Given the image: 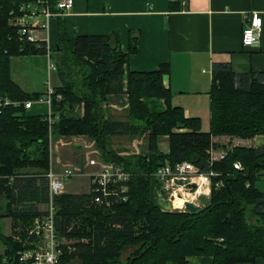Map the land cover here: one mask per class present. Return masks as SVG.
I'll return each mask as SVG.
<instances>
[{"label": "trees", "instance_id": "trees-1", "mask_svg": "<svg viewBox=\"0 0 264 264\" xmlns=\"http://www.w3.org/2000/svg\"><path fill=\"white\" fill-rule=\"evenodd\" d=\"M24 1L0 0L3 102L36 100L44 93L25 91L11 74L13 56L47 53L44 45L21 39L9 22L11 11ZM130 36L125 52L116 32L78 35L73 48L63 33V48L52 53L59 77L51 103L53 123L48 113H27L23 104L0 107V218L11 216L17 228L7 236L0 231L6 247L0 264H27L19 260L18 251L24 246L16 236L25 237L31 220L42 212L39 206L48 200L44 173L49 167L50 134H86L95 139L105 161L117 162L132 173L126 202L89 205V192L58 198L59 234L90 239L76 243L75 250L65 249L58 264H189L191 256H212L213 264L264 260V192L255 186L264 170V144L236 145L220 159L212 160L211 155L219 146L213 141L216 136L264 135V72H237L228 63H215L211 124L204 131L199 117H187L182 106L172 104L173 92L164 83L169 63L153 71L130 69L138 35L132 31ZM111 95L128 103L135 123L105 118L102 102ZM146 133L148 148L139 155L117 156L109 148L110 137ZM163 137L169 144L167 152L160 146ZM185 160L221 175L213 178L210 200L195 212L164 210L154 199L155 171L166 162ZM236 161L243 170L234 167ZM26 168L39 171L28 174ZM218 179L224 185L217 187ZM21 218L29 224L17 222ZM77 218L81 221L67 233V225Z\"/></svg>", "mask_w": 264, "mask_h": 264}, {"label": "crops", "instance_id": "crops-1", "mask_svg": "<svg viewBox=\"0 0 264 264\" xmlns=\"http://www.w3.org/2000/svg\"><path fill=\"white\" fill-rule=\"evenodd\" d=\"M253 12L261 16L262 26L258 41L246 47L242 36ZM132 31L138 40L137 51L129 58L130 69L153 71L162 63H169L170 72L164 83L173 92L172 104L182 106L187 117H199L204 131L211 124L210 90L215 63H228L237 72H264V0H74L69 14L50 20L48 42L55 49L63 48L64 33L73 48L78 35L116 32L126 52ZM37 33L43 35L39 30ZM23 56L12 58L20 60ZM13 80L25 90L19 81ZM223 137H229L228 144H235V140L252 142L242 143L246 146L264 144V135L251 139L223 135L214 137L213 141L220 142L218 139ZM163 138L161 148L167 152V137ZM153 190L154 199L162 209L175 210L181 206L165 196L169 192L163 183L156 182ZM4 248L3 245L0 253ZM189 264H213V258L191 256ZM240 264H264V260Z\"/></svg>", "mask_w": 264, "mask_h": 264}, {"label": "built area", "instance_id": "built-area-1", "mask_svg": "<svg viewBox=\"0 0 264 264\" xmlns=\"http://www.w3.org/2000/svg\"><path fill=\"white\" fill-rule=\"evenodd\" d=\"M74 6V0H27L19 5L17 10L11 11L9 19L10 24L17 28V32L21 39L36 43V45H44L47 50L49 59V70H56L55 60L52 53L55 47L48 42V27L50 20L54 17H63L69 14ZM262 26V18L259 13L253 12L246 27L243 31L242 42L244 46L254 45L259 39V31ZM43 32L39 36L37 31ZM55 93L54 85L48 84L47 90L36 100L10 101L5 100L2 105H20L23 104L26 109L32 107L34 102H44L49 106L47 119L49 123L54 122V115L51 110L52 96ZM61 98V95H58ZM57 146V145H56ZM54 148L53 135L50 134V150L51 154ZM212 154V153H211ZM51 164L44 174L48 182V200L45 209H41L40 215H37L32 224L26 229L25 237L16 236L24 246L18 251L19 260L27 264H58L63 251H61V239L57 228V217L59 213L58 198L66 192L69 181L79 175H88L91 179V188L89 193L92 194L91 200L94 204L111 206L114 203L126 202L130 196V181L132 173L126 170L121 164L114 161H105L102 156H92L88 159V167L90 171L75 165H63L56 167L51 156ZM212 160L214 158L212 157ZM234 167L243 170L241 162L236 161ZM221 173L213 169L202 171L198 166L190 161H181L172 165L166 162L158 167L155 171L157 182L165 185L169 192V200L177 203L176 195L170 190L176 186L186 189L188 197L185 201H193L189 191L194 192V199L197 196L209 195L213 178L220 176ZM16 176H12L13 181ZM259 179L264 180V170L258 175ZM190 179L195 183V187H189L187 184H178V179ZM217 187L224 185L222 179H218ZM250 185V182H247ZM196 202V201H194ZM184 204V203H183ZM186 210V208L184 209Z\"/></svg>", "mask_w": 264, "mask_h": 264}, {"label": "rangeland", "instance_id": "rangeland-1", "mask_svg": "<svg viewBox=\"0 0 264 264\" xmlns=\"http://www.w3.org/2000/svg\"><path fill=\"white\" fill-rule=\"evenodd\" d=\"M11 60H13V58ZM48 61L49 59L46 54L25 55L20 60L14 59L11 63L12 77L16 79L17 81H19L24 86L25 90L31 91V93L32 92H42V93L44 92L45 93L49 83L51 85L58 84L57 72L56 70H51V71L49 70ZM124 100L125 101L127 100V96H125ZM102 105L104 107L103 109L105 110L104 111L105 118L124 121L130 124L135 123L134 122L135 120H133L129 116L128 103L123 104V100L120 98V96L111 95L108 97L107 101L102 102ZM26 111L27 113L42 114V115L46 113H50L48 104L44 102H38V101L34 102L32 107L29 109H26ZM164 139L165 138L161 139V142H160L161 147L164 146L163 145L165 141ZM228 139L229 137H223V138L218 139L220 141V142H217L219 146H216L212 149V151L214 150V152L211 154L212 157H217L221 155L224 156L227 154L229 150H231L236 145L246 146L243 144L252 143V142H243L242 140L240 141L235 140V144L229 145ZM248 139H251V138H248ZM53 144H54V148L51 154L50 141H49V152H50L49 153V167L51 164V158H52L51 156L53 155V161L54 159L56 160L54 162V165H56V167L58 168L63 165L71 164V165H75L78 167H82L83 169L87 171H90L88 167V159L92 157L93 155L94 156L102 155L101 154L102 152L98 148V145L95 139H91L86 134L60 135V136H56V135L54 136L53 134ZM148 144H149L148 133L143 134V135L138 134L135 136L131 134L130 135L129 134L117 135V136L109 138V148L112 149L117 156H122V157L128 154L139 155L141 152H144L147 150ZM165 146L167 149L169 147V144H167L166 142ZM247 147H252V146H247ZM61 162L64 164H59ZM49 167L47 169H49ZM24 171H25L24 173L34 174L37 171H39V169L26 168L24 169ZM69 184L71 186L69 188L67 187L65 194L74 196V195L86 194L87 192H89L92 183L88 175H79V176H76L74 179L70 180ZM255 186L259 190L264 191V180L257 179L255 182ZM170 190L173 192L174 195L176 196L178 195L174 199H176L178 203L179 202L181 203V206L176 207L175 210L183 211L181 210V209H185V205L183 203L185 199L188 197L186 189L176 186L175 188L171 187ZM189 194L192 200L196 201V203L199 206L201 205L204 206L205 202L210 200V194L197 196L198 198L197 200L194 199V192L190 190ZM165 196H168L167 192L165 193ZM89 205H94V202L91 199L89 200ZM39 209H45V205L42 204L41 206H39ZM23 221L24 219L21 218L17 222L22 223ZM79 221L81 220L77 218L76 221H73L70 224H68L67 233L71 232L74 226L79 223ZM28 222L29 221H26L24 224L27 225L29 224ZM32 222L33 220H31L30 225L32 224ZM13 224H14L13 218L11 216L0 218L1 233L6 236L10 233L14 234L17 228H15L14 226L15 224L14 225ZM93 234L95 235V232ZM68 235L69 234L60 235L61 251L63 252H65V249L75 250L74 247L76 243L90 240L89 238H86V237L78 238V237H70ZM3 245L4 243L0 240V252H2L3 250ZM4 249H6V247ZM133 249L134 248L127 249L124 253L123 259H125L129 254H131V251H133Z\"/></svg>", "mask_w": 264, "mask_h": 264}, {"label": "water", "instance_id": "water-1", "mask_svg": "<svg viewBox=\"0 0 264 264\" xmlns=\"http://www.w3.org/2000/svg\"><path fill=\"white\" fill-rule=\"evenodd\" d=\"M56 49H59V48L57 47ZM2 101L3 99L0 93V104L2 103ZM176 182L179 184H187L188 187H195L196 185L195 183L191 182L190 179H184V178L178 179ZM184 205H185L186 210L189 212H195L198 208L197 203L194 201H190V200L184 201Z\"/></svg>", "mask_w": 264, "mask_h": 264}, {"label": "bare ground", "instance_id": "bare-ground-1", "mask_svg": "<svg viewBox=\"0 0 264 264\" xmlns=\"http://www.w3.org/2000/svg\"><path fill=\"white\" fill-rule=\"evenodd\" d=\"M177 203H178V202H177ZM179 203H180V202H179ZM179 203H178V204H179ZM180 205H181V203H180Z\"/></svg>", "mask_w": 264, "mask_h": 264}]
</instances>
